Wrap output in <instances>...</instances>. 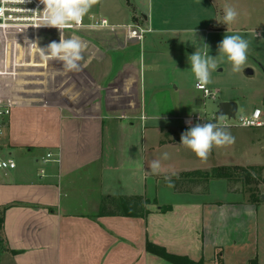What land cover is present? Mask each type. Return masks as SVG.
<instances>
[{
  "label": "crops",
  "instance_id": "crops-1",
  "mask_svg": "<svg viewBox=\"0 0 264 264\" xmlns=\"http://www.w3.org/2000/svg\"><path fill=\"white\" fill-rule=\"evenodd\" d=\"M226 5L239 13L227 25ZM91 17L109 26L63 30L88 44L80 71L43 60L31 44L59 42L57 28L0 29V97L13 103L0 147L17 161L0 170V264H176L148 243L204 264H259L264 123L228 124L235 143L213 147L207 160L180 143L182 117L201 113L208 98L188 57L217 50L225 35H259L264 0H99ZM223 100L239 111L234 92ZM48 152L59 161L44 164ZM223 168L249 172L256 190L229 189L222 177L205 193L167 183ZM134 195L149 201L146 216L112 214L109 201L101 214L103 198Z\"/></svg>",
  "mask_w": 264,
  "mask_h": 264
},
{
  "label": "clouds",
  "instance_id": "clouds-1",
  "mask_svg": "<svg viewBox=\"0 0 264 264\" xmlns=\"http://www.w3.org/2000/svg\"><path fill=\"white\" fill-rule=\"evenodd\" d=\"M20 2L25 3V0H20ZM98 2L99 0H40V3L44 5V9L37 12L39 15L37 27H54L61 34L59 42L52 41L43 48L38 46V42L31 43L37 48L43 60L61 61L66 71L81 70L79 62L83 59V52L87 49L88 44L76 35L64 39L63 30L70 25L81 24L83 17ZM238 15L239 13L234 7L226 5L223 24L233 23ZM104 23L107 24V21ZM88 27L95 29L98 26L88 25ZM204 48L209 49V46L204 43ZM248 48L249 42L242 36L235 34L223 37L217 46L218 55L216 57L211 56L209 51L196 50L194 54L188 57L191 71L197 81L196 87L203 89L211 82V72L217 71L219 59L226 58V61L232 65V72L243 73V69L248 66ZM223 117V115L218 117L216 123H211V120H209L208 123H197L195 126L189 127L181 134L180 144L194 152L201 160H207L213 147H223L235 143V137L226 130L227 125L219 123V120ZM167 158L168 154L164 153V159ZM149 168L152 173H157L161 168L160 161H150Z\"/></svg>",
  "mask_w": 264,
  "mask_h": 264
},
{
  "label": "rangeland",
  "instance_id": "rangeland-1",
  "mask_svg": "<svg viewBox=\"0 0 264 264\" xmlns=\"http://www.w3.org/2000/svg\"><path fill=\"white\" fill-rule=\"evenodd\" d=\"M91 8H95L93 5ZM259 35H254V33L248 32L244 34H239L245 40L249 42L248 48V60L247 67L243 69V73H234L232 72V65L230 62L226 61V58L218 60V69L217 71L211 72V82L206 86L211 91H217L216 99L210 97L207 98L206 109L200 110V112L207 118L210 119L214 112L216 111L218 104L223 101L225 92H234L235 95L242 99L240 104V109L238 111V116L250 114L256 106H258L264 112V98L261 99L259 91L264 90V28L259 31ZM209 54L213 57L218 55V50L211 51ZM252 68L255 72L253 76H247L245 70L247 68ZM263 97V95H262ZM264 116H262V119ZM226 120L229 123H237L236 120H228L225 117L219 120V123L222 124ZM224 176L222 178L228 180L229 189L254 191L256 190V185L251 180L249 183L246 182L244 178L242 183H235L233 181L235 176L240 174L231 173L229 176ZM190 178H196L200 180L201 183L197 188H193L196 192L205 193L209 190L210 182L214 178L209 176H200L199 174L191 175ZM242 176V174H241ZM217 178V177H215ZM228 178H232L229 181ZM259 264H264V211L261 212L260 216V225H259Z\"/></svg>",
  "mask_w": 264,
  "mask_h": 264
},
{
  "label": "built area",
  "instance_id": "built-area-1",
  "mask_svg": "<svg viewBox=\"0 0 264 264\" xmlns=\"http://www.w3.org/2000/svg\"><path fill=\"white\" fill-rule=\"evenodd\" d=\"M43 9L44 5L40 3V0H25V3H21L20 0H0V29H24L31 31H39L46 28H52L43 26L37 27V25L39 24V15L37 12H41L43 11ZM91 19L92 20L87 23L85 22V19L83 17L81 24L70 25L64 30H74L88 25H97L98 27L109 26V22L105 18L93 20L94 17H91ZM105 21H107V24L104 23ZM2 42L3 40L0 37V63L2 58ZM199 90H202L205 96L211 97L212 99H216L217 97V92L211 91L207 86H204L203 89ZM12 107L13 103L11 100L7 101L5 99V96L0 97V144L8 128L9 117L11 114ZM202 116L203 118H201ZM224 117L228 120H236L239 125L246 127L261 126L264 123L262 120V110L260 108H255L248 115L238 116L237 113L234 118H229L228 116ZM241 117H243V119H241ZM214 118H216L215 114H213L210 119H207L202 113H194L183 116L182 121L185 126L191 127L195 126L197 123H208L209 120H211L210 122L213 123ZM222 124L228 125L230 123L224 120ZM52 161H59V159L54 158L53 152H48L43 158V163L46 164ZM16 168V159L12 156H3L1 154L0 147V170L10 171ZM40 172L42 174L45 173V168H41Z\"/></svg>",
  "mask_w": 264,
  "mask_h": 264
},
{
  "label": "trees",
  "instance_id": "trees-1",
  "mask_svg": "<svg viewBox=\"0 0 264 264\" xmlns=\"http://www.w3.org/2000/svg\"><path fill=\"white\" fill-rule=\"evenodd\" d=\"M226 171L227 170L225 168H223L221 170L219 169L213 173H208L207 176H209L210 178H215V177L227 176L226 174H228V176H229L231 173H234V172H226ZM241 171L237 174H240L239 177H241L240 178L241 180L244 178V180L246 181V179L251 174L249 172L243 173ZM234 174H236V173H234ZM241 174H242V176H241ZM188 175H194V173H191ZM229 177H231V176H229ZM235 177H237V176H235ZM228 179H229V181L232 180V178H228ZM233 181L237 182L238 180H236L234 178ZM242 182H244V181H242ZM167 183L169 185L171 184V186H173L178 191H189L190 189L193 190V188L196 185L200 184L201 182H200V180H197L196 178L172 177V178L168 179ZM107 201L113 202L115 204V206L118 208V210H117L118 212L117 211L111 212L112 214L121 213L122 215H133V216L144 217L148 213L146 205L149 201L142 195L105 197V198H103V202H102L101 214L106 213V202ZM154 202L156 203V199L154 200ZM5 209H6V207H4L2 212H0V251H2L4 249L1 232H2V229L4 227V222H5V215H4ZM148 247L151 248L153 251H155V253L163 256L164 258H166L169 261L174 262L176 264H204L205 263L203 259L196 262L187 256H178V255L167 253L164 248H162L161 246L154 245L152 243H148ZM251 264H257V258H255L251 262Z\"/></svg>",
  "mask_w": 264,
  "mask_h": 264
},
{
  "label": "water",
  "instance_id": "water-1",
  "mask_svg": "<svg viewBox=\"0 0 264 264\" xmlns=\"http://www.w3.org/2000/svg\"><path fill=\"white\" fill-rule=\"evenodd\" d=\"M247 76H253L254 70L252 68H247L245 70ZM238 112V102L235 100H223L218 104L216 111L214 112L216 118L213 119V123L217 122V118L220 116H228L229 118H234ZM264 197V196H263Z\"/></svg>",
  "mask_w": 264,
  "mask_h": 264
}]
</instances>
